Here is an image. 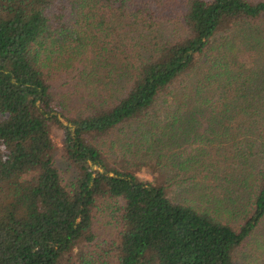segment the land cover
<instances>
[{"label": "trees", "instance_id": "1", "mask_svg": "<svg viewBox=\"0 0 264 264\" xmlns=\"http://www.w3.org/2000/svg\"><path fill=\"white\" fill-rule=\"evenodd\" d=\"M134 1L0 0V264H264V0H144L129 59Z\"/></svg>", "mask_w": 264, "mask_h": 264}, {"label": "rangeland", "instance_id": "2", "mask_svg": "<svg viewBox=\"0 0 264 264\" xmlns=\"http://www.w3.org/2000/svg\"><path fill=\"white\" fill-rule=\"evenodd\" d=\"M131 3L133 5L132 18H123L121 14L117 16L118 18H114L112 25L116 29V32L115 34L113 32V36L109 37L108 39H110L112 47L116 45L117 52L127 53L129 51V59H134L137 58L138 53L144 51L143 45H148L149 41L151 40V36H154V33L150 31H153L158 26H161V28L163 29V37L169 38V35L172 32V27L171 22L166 21L161 22L157 26L151 25L150 27H148L146 24L147 21L143 20V14H145L144 0H135ZM135 34H139V37H135ZM62 78H59L54 83L56 92L64 93L68 91V86L64 84V79ZM52 132L53 141L57 145L53 153L54 163L59 171L62 183L68 186L76 176V171L74 167L66 160L62 150L59 147L61 145L60 140L62 138L61 129L56 126H52ZM117 132L118 133L116 134L113 133L109 136L98 139L96 144L100 146L101 151L104 152L105 156L109 160L112 159L109 162L112 165L120 168L121 164L123 163V161H119L120 157H122L120 155L126 149V147L122 148V146L125 143L133 144L136 136L131 133L132 128L128 127H121ZM130 150L132 151V146L130 147ZM118 152L121 153L118 154ZM136 154H140V151H137ZM153 171L154 169L152 166L144 167L137 170V175L143 179L153 180Z\"/></svg>", "mask_w": 264, "mask_h": 264}]
</instances>
